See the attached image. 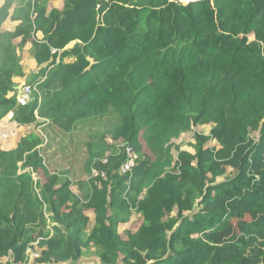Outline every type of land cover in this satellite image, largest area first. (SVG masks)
Here are the masks:
<instances>
[{"label": "trees", "instance_id": "obj_1", "mask_svg": "<svg viewBox=\"0 0 264 264\" xmlns=\"http://www.w3.org/2000/svg\"><path fill=\"white\" fill-rule=\"evenodd\" d=\"M63 1L0 8V121L49 122L0 146V264L26 263L37 242L34 264H80L92 246L102 264H264V0ZM28 44L40 95L21 106ZM110 118L79 171L57 165V136L71 148ZM200 125L213 128L194 153L175 145ZM123 143L139 155L127 174Z\"/></svg>", "mask_w": 264, "mask_h": 264}, {"label": "rangeland", "instance_id": "obj_2", "mask_svg": "<svg viewBox=\"0 0 264 264\" xmlns=\"http://www.w3.org/2000/svg\"><path fill=\"white\" fill-rule=\"evenodd\" d=\"M6 0H1L0 2L4 3ZM51 1V2H50ZM49 1V5H48V10L49 12H51L53 9H58V10H63L64 5H63V0H50ZM5 4V3H4ZM22 7V3L16 2L13 4L12 6V13H11V17L14 14V11L16 9H20ZM12 25H14V23H12ZM11 25V26H12ZM16 26L18 25L15 24ZM3 29L6 31V27L4 28L3 25ZM252 40H254V37H251ZM37 39H41V36L38 35ZM75 45V43L70 44L67 49L72 48ZM21 55V64H22V68L27 69V71L30 73L31 77H28L25 80V85H28L31 83V81L34 79V77L36 76V74L38 73L39 69L38 67H33L34 63L31 65V63L34 60V57L32 56V45L28 44L25 48H23V50L20 52ZM70 59L66 60L69 61ZM24 66V67H23ZM27 75V74H26ZM25 75V76H26ZM24 85V84H23ZM14 113V112H12ZM11 116V115H10ZM14 121V117L12 119ZM40 120V119H38ZM41 121V120H40ZM10 122V119H9ZM15 122V121H14ZM115 124V120L113 118L110 119H106L104 121H102L101 123H95L90 125V127H87V129H85L84 131H78L77 136L75 137V142L74 144L71 146V148H69L68 145V140L67 139H63L59 136H57L55 138V142H54V147L56 148V152L60 151L61 153V159H59V163L58 166L61 167L62 169L65 168L64 170L67 169H72L74 171H79L80 168H82L85 159H86V147L85 144L94 136H97V134H101V133H105L107 135H110L112 127ZM36 127V125L34 124V126L32 127L31 131L34 130ZM212 126L211 125H204V126H197L195 128H193L191 131L186 132L184 134H182L180 136V138L175 140V145L179 146L182 150L185 151H189V152H195V150L191 147V144L194 142V136L198 133L200 134H205V135H210L211 130H212ZM88 131H92L90 134ZM80 132L83 133V136H81ZM15 133L14 131H9L8 134H12ZM29 133V131L26 132V134ZM19 136L23 135L22 133L18 134ZM1 139H6L7 135H2L0 133ZM252 137L254 139H258V134L257 133H253ZM10 141V138L7 140H4V143L2 145H0L1 147H10L12 146V141ZM6 143L8 144V146L6 145ZM212 145H214V143H211ZM216 144V143H215ZM54 152V149L51 151ZM229 175L232 174V171L229 170ZM75 182V181H74ZM73 182V185L71 187V190L73 191L74 194H76L78 197L81 198V192L78 189V186ZM85 214L89 217L90 219V230H92V227L94 225V221H95V213L93 209H87L85 210ZM142 219L143 216L141 214L135 213L132 220L127 223V224H121L120 225V232L122 234L123 237L126 238L128 231H134L137 230L139 228V226L142 225ZM89 230V231H90ZM31 252L34 254H40L41 253V249H39L38 246L36 247H32L31 248ZM6 262H10L11 264H14L12 262L11 259H8ZM35 262V257L33 259H31V262H29L28 264H34ZM80 264H102L99 256H98V251L95 247H90L89 250H85V255L81 258L80 260ZM118 264H122V262H119Z\"/></svg>", "mask_w": 264, "mask_h": 264}, {"label": "crops", "instance_id": "obj_3", "mask_svg": "<svg viewBox=\"0 0 264 264\" xmlns=\"http://www.w3.org/2000/svg\"><path fill=\"white\" fill-rule=\"evenodd\" d=\"M1 1V0H0ZM50 1V0H49ZM51 2V1H50ZM5 3V2H4ZM4 3L2 2H0V8L4 5ZM48 5H49V2H48ZM63 5H64V1H63ZM62 10V9H61ZM11 13H12V10H11ZM10 13V14H11ZM12 23H14V25H12ZM15 24H17V22H14L11 18H9L6 22H5V24H4V28L6 27V31H13V30H15L16 29V27L19 25V23H18V25L16 26ZM12 25V26H11ZM32 45V44H31ZM31 61H33L32 63H31V65L34 63V66L33 67H38V64H37V62H36V60L34 61V60H31ZM24 67V66H23ZM38 69H39V67H38ZM23 72H24V76H22V77H17V78H15L14 79V83H15V90L17 91L18 89H20V87L23 85V84H25V80L28 78V77H31V75H30V73L27 71V69H25V67H24V69H23ZM27 74V75H26ZM26 75V76H25ZM13 94H11V96H12ZM11 115V116H10ZM13 117H14V113H10L4 120H2V121H0V133L2 134V135H7L6 137V139H3L2 138V140H1V144L0 145H2L3 143H4V140H7V139H9L10 138V141L9 142H11L12 141V146H10V147H2L3 149H5V150H10V149H12V148H14L16 145H17V143L19 142V140H20V138L21 137H23V136H26V135H28V134H30L31 132H33V131H35V130H37V128L38 127H40V124H42V122L40 121V120H43V119H40V120H38L37 121V123H35V125H36V127H35V129L34 130H32L31 131V129H32V127L34 126V124H32V125H25V126H21V125H19L18 123H16V122H14L12 119H13ZM9 119H10V122H9ZM14 131L15 133H12V134H8L9 133V131ZM27 131H29V133H27L26 134V132ZM23 132V135H21V136H19L18 134L19 133H22ZM62 138V137H61ZM64 139V138H63ZM66 139V138H65ZM6 145L8 146V144L6 143ZM54 149V152H56V148L54 147L53 148ZM59 152V154H58V156L56 157V163H57V165H58V163H59V159H61V153H60V151H58ZM51 153H53V152H51ZM76 184V183H75ZM78 189H79V187H78ZM135 231V230H134ZM8 259H6L5 258V262L7 261ZM35 263V262H34ZM28 264V263H27Z\"/></svg>", "mask_w": 264, "mask_h": 264}, {"label": "built area", "instance_id": "obj_4", "mask_svg": "<svg viewBox=\"0 0 264 264\" xmlns=\"http://www.w3.org/2000/svg\"><path fill=\"white\" fill-rule=\"evenodd\" d=\"M34 1V0H33ZM191 0H179L178 3H182V4H189ZM41 81L35 83V84H28V85H22L20 87V89L17 90V101L18 104L21 106H26L29 103L32 102V97L35 94L40 95L39 92V85H40ZM43 123H49L48 121H44ZM41 128H38V132H41ZM120 147L123 149H125L126 153H127V160L124 162V164L121 166V170L120 172L122 174H127L132 172V170L134 169V167L137 165V161L139 158V155L137 153L134 152L133 148L125 143L118 145V149H120ZM96 175H98V173H96V171L94 172ZM105 175V174H103ZM34 247L38 246V242L33 244ZM40 256V254H34L31 252V248L27 251V261L24 264H27L29 262H31V259H33L35 257L38 258ZM5 262V260H4Z\"/></svg>", "mask_w": 264, "mask_h": 264}, {"label": "clouds", "instance_id": "obj_5", "mask_svg": "<svg viewBox=\"0 0 264 264\" xmlns=\"http://www.w3.org/2000/svg\"><path fill=\"white\" fill-rule=\"evenodd\" d=\"M191 2V1H190ZM38 119H39V117H38ZM41 122L43 123V120H41ZM39 128V127H38ZM38 128H37V130H38ZM2 140V139H1ZM0 144H1V141H0ZM5 260V259H4ZM6 263V262H5Z\"/></svg>", "mask_w": 264, "mask_h": 264}, {"label": "water", "instance_id": "obj_6", "mask_svg": "<svg viewBox=\"0 0 264 264\" xmlns=\"http://www.w3.org/2000/svg\"><path fill=\"white\" fill-rule=\"evenodd\" d=\"M191 1H195V0H191ZM0 141H1V136H0Z\"/></svg>", "mask_w": 264, "mask_h": 264}]
</instances>
